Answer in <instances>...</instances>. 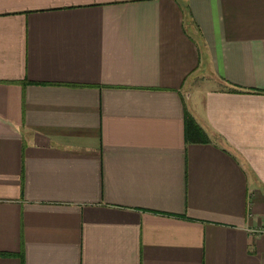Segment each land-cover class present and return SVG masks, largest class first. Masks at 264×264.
Instances as JSON below:
<instances>
[{"label":"crops","instance_id":"1","mask_svg":"<svg viewBox=\"0 0 264 264\" xmlns=\"http://www.w3.org/2000/svg\"><path fill=\"white\" fill-rule=\"evenodd\" d=\"M0 264H264V0H0Z\"/></svg>","mask_w":264,"mask_h":264},{"label":"trees","instance_id":"2","mask_svg":"<svg viewBox=\"0 0 264 264\" xmlns=\"http://www.w3.org/2000/svg\"><path fill=\"white\" fill-rule=\"evenodd\" d=\"M232 91L237 90L232 89ZM183 139L185 142L190 143L207 142V136L203 130L186 111L183 114Z\"/></svg>","mask_w":264,"mask_h":264}]
</instances>
